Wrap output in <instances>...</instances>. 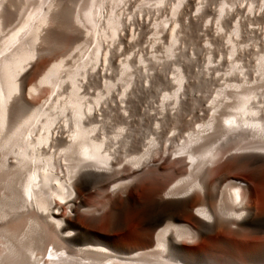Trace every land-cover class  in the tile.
I'll use <instances>...</instances> for the list:
<instances>
[{"label": "bare ground", "instance_id": "1", "mask_svg": "<svg viewBox=\"0 0 264 264\" xmlns=\"http://www.w3.org/2000/svg\"><path fill=\"white\" fill-rule=\"evenodd\" d=\"M17 1L0 0V264H212L183 245L264 232V0H46L14 26ZM131 223L142 241L117 244Z\"/></svg>", "mask_w": 264, "mask_h": 264}, {"label": "rangeland", "instance_id": "2", "mask_svg": "<svg viewBox=\"0 0 264 264\" xmlns=\"http://www.w3.org/2000/svg\"><path fill=\"white\" fill-rule=\"evenodd\" d=\"M45 1L46 0H43V2L42 0H28V1L18 0L17 3H19L20 5L17 3L15 4L19 5L18 8L20 15L18 16L19 18H17L16 21L11 25L18 26L19 24H22L25 20V17L27 19L31 15L30 13L34 15L36 14V12H38L36 10L38 7L39 10L43 8L45 9ZM232 1L240 2V0H231V1L228 0L226 3H233ZM218 2L219 0L217 1L215 0V2H213L212 4L213 7L215 6V8H218V4H219ZM260 3L261 0H255L254 6L256 4L257 7L260 5ZM226 5H230V4H226ZM23 16H25L24 19ZM21 19H23V21H21ZM31 21L34 22L33 19L30 20V22ZM257 21L259 23H257ZM262 21L263 20L256 19V21L253 20L252 22L254 23L253 25H259V24L263 25ZM247 40L248 41L246 42L251 41L250 38ZM184 41L185 44H188L190 42L189 36H185ZM240 174H241L240 180L242 181L243 184H246L250 190V194H249L250 202L252 204V207L254 208L255 216H257L261 212V204L255 194V185L253 184L252 180L248 177L247 174H243V173ZM88 195H90V197ZM88 195L85 196V200L90 201L89 198H91V196L93 197V193L92 194L89 193ZM96 228L104 233H107L108 230L101 225H96ZM229 230L230 229L219 228L210 233L202 234V236H200L192 244L190 243H186V245L184 244L183 248H185V252L191 254L190 257H193L195 259L198 258L206 259L209 263L212 264H228L230 261L242 262L247 257H256L259 259L264 258V232L246 231L244 233L238 234L236 232ZM114 240L117 244L121 246H128L132 243H136L138 245L142 241V236H140V234L137 232L136 226L131 223L130 225L127 226L125 233L114 235Z\"/></svg>", "mask_w": 264, "mask_h": 264}]
</instances>
